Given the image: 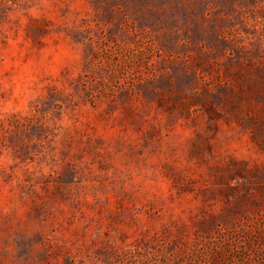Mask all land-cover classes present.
<instances>
[{"label": "rangeland", "instance_id": "374dc122", "mask_svg": "<svg viewBox=\"0 0 264 264\" xmlns=\"http://www.w3.org/2000/svg\"><path fill=\"white\" fill-rule=\"evenodd\" d=\"M0 264H264V0H0Z\"/></svg>", "mask_w": 264, "mask_h": 264}]
</instances>
